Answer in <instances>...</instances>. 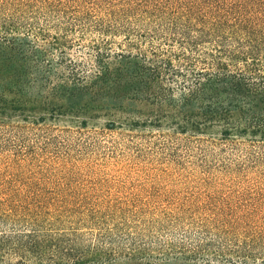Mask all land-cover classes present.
I'll return each mask as SVG.
<instances>
[{
    "label": "trees",
    "instance_id": "trees-1",
    "mask_svg": "<svg viewBox=\"0 0 264 264\" xmlns=\"http://www.w3.org/2000/svg\"><path fill=\"white\" fill-rule=\"evenodd\" d=\"M59 1L0 0V119L24 113L28 121L36 112L42 122L48 113L111 116L124 130L150 128L165 137L208 142L256 165L264 159V0H80L107 7L105 14L93 16L89 6L79 4L75 21L58 26L54 35L47 25L36 28L20 17L31 4L55 11ZM76 24L94 35L88 42L90 68L67 50L69 27ZM135 24L146 28L134 33ZM161 33L166 47L154 45ZM53 52H60L57 59ZM211 130L218 136H207ZM9 209L10 216L32 221L25 224L29 231L0 234V264H248L259 259L252 251L255 239L212 244L207 250L213 249L215 262L196 257V248L171 242L159 249L93 248L81 245L76 231L38 230L42 210L23 207L22 215L14 204ZM151 250L161 255L152 258Z\"/></svg>",
    "mask_w": 264,
    "mask_h": 264
},
{
    "label": "rangeland",
    "instance_id": "rangeland-1",
    "mask_svg": "<svg viewBox=\"0 0 264 264\" xmlns=\"http://www.w3.org/2000/svg\"><path fill=\"white\" fill-rule=\"evenodd\" d=\"M77 1L60 0L55 11L34 3L20 17L36 28L47 25L54 35L58 26L75 21L79 4L89 6L93 16L107 9ZM69 28L70 58L90 68L88 42L94 35L79 31L78 24ZM143 28L132 26L138 34ZM162 37L155 46L166 47ZM28 115V121L24 113L0 119V234L30 230L25 224L31 218L9 215L14 204L22 215L23 207L42 210L38 230L76 231L80 244L93 248L159 249L171 242L215 262L213 249L207 250L212 244L255 239L258 249L252 251L259 259L248 264H259L264 256V159L256 165L208 142L165 137L150 128L124 130L111 116L48 113L42 122L38 112Z\"/></svg>",
    "mask_w": 264,
    "mask_h": 264
}]
</instances>
